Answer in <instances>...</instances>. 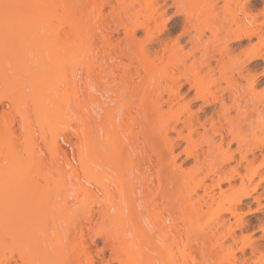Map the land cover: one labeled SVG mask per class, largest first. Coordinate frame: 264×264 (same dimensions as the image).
Listing matches in <instances>:
<instances>
[{
  "label": "bare ground",
  "instance_id": "6f19581e",
  "mask_svg": "<svg viewBox=\"0 0 264 264\" xmlns=\"http://www.w3.org/2000/svg\"><path fill=\"white\" fill-rule=\"evenodd\" d=\"M39 25L52 31L42 32L46 57L104 64L69 89L85 138L75 156L53 138L49 163L32 152L23 161L8 136L13 170L0 180L12 173L13 195L46 194L7 204L0 264H191L192 246L198 264H264V209L252 224L239 212L264 201V0H0V26L18 46L36 43ZM45 77L37 104L51 109L68 88L56 95ZM53 172L55 190H34Z\"/></svg>",
  "mask_w": 264,
  "mask_h": 264
},
{
  "label": "rangeland",
  "instance_id": "374dc122",
  "mask_svg": "<svg viewBox=\"0 0 264 264\" xmlns=\"http://www.w3.org/2000/svg\"><path fill=\"white\" fill-rule=\"evenodd\" d=\"M40 26L42 27V29L39 30L41 33L43 31H44L43 33L46 32L45 34H47V32H49L50 34L52 33V31L45 30L43 25H39V27H34V29L37 30V32L34 30L36 32V34L38 33V35H42L43 37L47 36L45 34L43 35V33L41 34L38 31V29H36V28H40ZM2 27H4V25ZM19 28L20 27H18V29ZM7 29H9L8 26H6V29H4V30L0 26V39H1L0 40V45H1L0 46V142L2 143V144L1 143L0 144L2 145L1 147L3 148V149H1V147H0L1 152L4 151L6 148L10 150L11 147L8 148V146L11 144L10 146H12V147L14 146L13 150L16 149L17 154L20 153L19 155H20V157L22 156L21 158L23 161H25L24 158H26V160H27L28 153H29V155H31V152H32V154L36 153V154L40 155L42 157V159H44L45 157H46L45 159H47V157L50 156L49 155L50 153L51 154L55 153V152L53 153V147H55L54 142L56 141V144H57L56 147L57 148L59 147V151L60 150L64 151L69 157L75 156L77 153V149L79 147L83 146V142H84L85 138L83 137V135H81V132L79 130V126L81 129V125H79V123L77 122V117H76L77 111L75 110L76 109L74 107L75 105L73 106L74 101H75V97H73V95L71 94V90L73 89L72 87L76 85L75 81L78 83L77 79L80 80L81 84L85 80H89V79L92 80L93 79V69H96L97 65H99V64H104V61L96 60V57H46L48 55V49H47L48 46L46 47V41L43 42V39L46 40V39L50 38L49 35L46 38L39 36L40 37V39H38L39 42L35 39L36 37H38V36H36L34 38V40L36 41V43L37 42L38 43L36 44L35 42H32V45L34 44V46L31 47L32 45L28 43L27 38L26 39L23 38L24 36L21 35V30H20V35H21V37L23 36L22 40L23 41L26 40V41H24L25 43H21L23 41H20V44L18 46V43H19V41H17L18 39H13L14 37L12 38V35L9 32L10 30H7ZM6 32H9L7 34L11 35V38L9 35H8V38H10V40L13 39L14 41L13 40L10 41L8 38H5V36H7ZM24 32H26V31L24 30ZM17 33H19V30ZM31 33L33 34V30ZM1 34L3 35V37H1L2 36ZM4 34H5V36H4ZM14 36L17 37V34L14 33ZM4 38H5V40L7 39L6 42H5ZM18 38H20V37H18ZM50 40L53 41L52 38ZM56 40H57V38H56ZM3 41L5 42V44L7 46L10 45L11 42H13V43L15 42V44H17V46L15 44H13V48H11L12 53L9 52V49H10L9 46H8V50H6L7 47L5 46L6 47L5 48L3 46L4 45ZM7 41H8V43H7ZM49 41L47 40V42H48L47 44H49ZM30 42H31V40H30ZM53 42H55V41H53ZM57 42L58 41H56L55 43H57ZM28 44H29V46H28ZM24 45H25L26 49L28 47L29 48L31 47L32 49L31 48H30V50L25 49V51L23 52V50L25 48ZM2 46H3V48H1ZM10 47H12V43H11ZM16 47H18V48L20 47L21 49L22 48L23 49L21 51V49L19 48V50H20V52H19L18 48H16ZM53 48L56 49V45ZM13 49H15L16 53L19 52L18 55L14 53L15 56H18V57H14V54H13L14 50ZM17 50H18V52H17ZM28 50H29V53L27 52ZM38 51H40L42 53V55H43L42 57H39L41 54ZM22 53H26V54H28V56L29 55H31V56L35 55V56H32V57L29 56L28 57ZM10 54H12V55H10ZM19 54L24 55V57L23 56L19 57ZM11 56H13V57H11ZM90 72H92V74H90ZM45 75L48 77L49 80L51 79L50 80L51 84L54 86V89H52L53 91H55L56 87L57 88L59 87L60 91H61V89L64 90V88L65 89L68 88V89H66L67 93L64 90L66 95L64 94L65 96H63V100L61 98L60 100H62V101H59V103L52 104L55 107L54 110H53L54 107L51 106V103L54 101V100L52 101L53 98L50 100V105H48V106H50L49 108H51V109H46L47 105H45V104H43V106H41V104H42L41 102L44 101V100L42 101L41 99H44V98L39 99L40 100L39 103H41V104H39V103L37 104V100H38L37 98H38V96L41 95L40 92H42L45 89L42 86L47 82V81H45L46 80ZM35 76H37L40 80L38 78H37L38 79L37 80ZM13 79H15V80H13ZM17 79H18L19 83L22 81V83H20L22 85H20V84H18V85L22 86L23 91L21 89H20V91L23 93V95H21L22 93H20V92H18L19 94L16 92L17 95L22 99H21V101H19L20 103H18V104H20V105H18L19 107L18 106L13 107V104L11 105V103H10L11 97L13 96V92L11 93V95H9L10 94L9 89H11L10 87H12L13 83ZM42 81H45V83L42 84ZM49 84L50 83H48V85ZM52 85H50V86L53 87ZM50 86H48V87L50 88ZM34 88L35 89L37 88L36 90H38L39 88H43V89H40L42 91L39 92V90H38L37 92H35V94H33L34 90H35ZM59 89H58V91H55L54 93L59 92ZM69 89H71L70 93H69ZM45 91L47 92L48 90H45ZM53 91H50V92H53ZM62 91L60 93H58V95H63L62 93H64V92H62ZM46 92L44 93V95H46ZM68 93H69V95H67ZM49 94H51V93H49ZM51 95H49V96H51ZM56 95H57V93H56ZM9 96H10V100L8 99ZM40 97H42V96H40ZM59 97H61V96H59ZM47 98H48V96H47ZM65 98H66V100H65ZM56 100H58V99H56ZM45 101L48 102V100L46 98H45ZM16 107H18V110H16ZM43 107L46 109V111H45V109H43ZM8 136L13 138L10 140L9 145L7 144ZM53 138H55V140ZM5 139H6V142H5ZM52 140H54V142ZM12 143H14V145H12ZM3 144H4V146H3ZM5 144L8 146H6ZM52 144H53V147H52ZM7 149L4 152H2V153H4L3 157L6 159L5 163L2 162V160L4 158L2 156H0V173L2 170L6 169V172H8L10 174V171L13 169H11L12 167H9V165L11 164L10 162H12L13 158H11V155L9 153H8V155H10V156L7 155V152H8ZM55 149L56 148H54V151H55ZM12 151L10 150V153H12ZM57 151L58 150L56 149V153H57ZM59 151H58V153H59ZM0 155H2V154H0ZM34 156L37 157L36 155H34ZM40 156H38V157H40ZM1 158H2V160H1ZM8 158H11V159L7 160ZM28 158H30V157L28 156ZM7 161H9L8 162L9 164L6 163ZM48 161L49 160L47 159V162L46 161L45 162L49 163ZM52 162L54 163L55 161H52ZM22 163L25 165L27 164L26 162H22ZM3 166H4V168H2ZM11 166H12V164H11ZM9 169H11V170H9ZM52 171H54V170L51 169V172ZM6 172H4L3 178L7 175ZM54 172H53V174H54L55 178L51 177L53 179L50 180L51 182H54V183H49L50 182L49 181L48 182L49 185L45 184L47 181L44 182V180H42L40 177H37L35 180H38L39 184H37V181H35V187H36V184H37V187L36 188L34 187L35 189L34 188H32V189L36 190L38 188V190L39 189L40 190L39 191L37 190V191L40 192L41 188L43 186V187H45L47 192L50 189L55 190L60 185L58 183L62 182V177H61V175H59L60 177H57V174ZM9 174H8V177L6 176L7 178L1 179L3 183L0 180V184H2V185H0V197H1L0 199L3 198L2 202L7 201L5 203L0 202V207L2 206L1 207L2 209L0 208L1 209L0 214L2 215V216L0 215L1 216L0 219L3 218L1 220L4 221V224L6 225L7 232L10 231L9 230L10 229V218H7V215H9L8 217H11L12 215H10V213L12 214V212H13V214H14L15 210L12 211V209H15L14 199L16 198L15 201H18L19 198L21 197V194L24 195V196H22V199H25V198L31 199L32 198V201L40 200V197H42V196H40V197L35 198V197H33L34 195H31V194L28 195V193L26 194L27 195L26 196L25 194H23V192L20 194H19V192L18 193L16 192V194H14V195L10 194L11 189L12 188L14 189V185H12L11 183L14 182L13 184H15L16 182L14 180L12 181V177H11L12 173L10 176H9ZM45 175L48 176L49 173L46 172ZM66 179H68V177H66ZM253 179H254L253 181L255 182L256 177H254ZM52 180H55V181H52ZM25 181H27V180H25ZM262 182L263 181H261V183ZM21 184H23V179H22ZM10 186H13V187L10 188ZM39 186H40V188H39ZM5 187H7V188H5ZM21 188H22V186H21ZM22 190H20V191H22ZM46 190H45V192H46ZM257 190L259 191L260 189L257 188ZM37 191H36V193H37ZM28 192H30V191H28ZM43 193H44V191H42V194ZM33 194H35V193H33ZM38 194L36 196H38ZM44 194H46V193H44ZM44 194H43V197H44ZM252 194H254V192ZM11 195H13V196H11ZM10 198H13V201H12V199L9 200ZM11 202H13V204H12L13 206L11 205L10 207H14L12 209L7 206V204H11ZM263 203H264L263 199H260L261 205H260V207L259 206L257 207V205H255L252 202L251 204H254V205H251V210H247L246 206L243 205V204H245V201H244V203L241 204L242 206L239 205L241 207L240 208L241 211L239 210V212L241 213V216L244 218V221H247L250 224L254 223V221L256 222L255 219H256L257 215H259L262 212L261 210L264 209V206H262ZM4 204H6V206H7L6 210H4V208H3V206H5ZM258 208H261V210H259ZM8 209H10V210H8ZM255 209H257L259 211H256ZM2 210L6 211V212L1 213ZM3 214L4 215L6 214V216L3 217ZM7 219H8V221L6 222ZM248 224L245 223V226H247L250 231L253 230L251 233H249V230L247 233L244 229H242V227L238 226V228L236 227V229H234L236 234L238 236L244 235L245 233L251 234L252 236L254 234H256L255 238H257L259 235L257 233L260 232L259 231L260 229H257L256 227H254L252 229V227H249ZM240 229H242V230H240ZM6 239H5V241H6ZM192 242H194V241H192ZM8 243H9V241H8ZM239 246H240V243L238 242L237 245L233 247L236 254H239V250H238ZM7 248H11V247L8 246ZM191 255L193 257V261L191 264H198L202 259L200 252L197 249H195L194 246H192V248H191Z\"/></svg>",
  "mask_w": 264,
  "mask_h": 264
}]
</instances>
